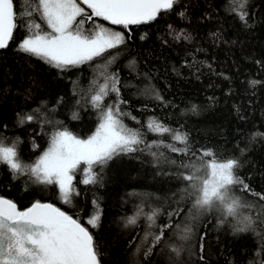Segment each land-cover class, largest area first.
<instances>
[{
	"label": "trees",
	"instance_id": "16d2710c",
	"mask_svg": "<svg viewBox=\"0 0 264 264\" xmlns=\"http://www.w3.org/2000/svg\"><path fill=\"white\" fill-rule=\"evenodd\" d=\"M228 2L178 0L172 11L162 12L155 21L127 30L98 17L86 20V29L101 24L124 32L125 44L63 71L19 50L28 32L18 20L20 27L9 46L0 49V140L9 147L15 144L22 162L32 164L58 130L88 138L101 114L91 102L97 90L94 82L103 83L105 75H114L119 93L109 92L102 108L118 105L127 114L121 115L122 122L139 130L146 143L183 147L171 134L149 131L148 122L155 120L188 135L197 152L192 162L198 161L203 149L212 150L220 160L237 159V175L253 192L264 194V0H248L246 25L226 6ZM16 8L23 11L24 0H16ZM25 19L50 31L39 14ZM26 115L35 119L21 122ZM153 151L163 152L177 164L189 162V156L167 148ZM84 168L81 165L73 180L79 195L64 204L58 186L32 183L27 176L14 178L8 166L0 164V196L13 200L21 210L36 200L50 202L78 218L93 235L102 264H172L170 245L183 247L184 264L255 261L264 225L257 223L261 235L237 232L236 218L217 210L197 212L192 198L184 194L181 199L187 182L177 173L184 169L164 158L157 162L148 151L118 155L102 168L95 166L97 182L87 185L81 182ZM234 194L255 206L239 209L242 214L261 215L264 201L240 186ZM97 208L100 218L93 228L86 222ZM153 210L159 215L150 227L146 214ZM178 210L179 215L169 217ZM133 216L136 223L128 224ZM166 224L172 227L164 230L159 244H153L150 233L159 234ZM177 225L192 229L189 239L179 238ZM200 255L205 259L200 260Z\"/></svg>",
	"mask_w": 264,
	"mask_h": 264
},
{
	"label": "snow or ice",
	"instance_id": "6c2138e0",
	"mask_svg": "<svg viewBox=\"0 0 264 264\" xmlns=\"http://www.w3.org/2000/svg\"><path fill=\"white\" fill-rule=\"evenodd\" d=\"M177 2L178 0H24L25 8L18 13L16 0H0V49L9 46L15 31L23 23L28 34L19 43V50L63 71L90 62L110 49L125 44L124 32L101 24H96L86 34V19L98 17L127 30L133 25L155 21L162 12L172 11ZM82 5H86L91 10L90 13ZM226 6L230 7L241 22L247 24L248 0H229ZM34 13L39 14L50 31L43 30L35 20L25 19L31 18ZM108 62L111 63V60ZM94 83L97 90L91 96V102L94 107L101 109V114L96 130L88 138L82 139L67 129L58 130L52 134L48 149L32 164L22 162L15 144L9 147L0 140V164L7 165L14 178L27 176L32 183L56 185L62 202L71 204L73 195H79L75 192L73 180L82 164L86 167L83 169L84 179L81 182L87 185L97 182V173L93 171L95 166L102 168L121 154L148 151L157 162L164 158L166 162L184 169L177 173L179 179L187 182L181 199L184 194L192 198V206L197 212L217 210L225 217L237 219L235 231L250 230L261 235L257 232V223L264 225V206L261 207V215L256 217L242 214L239 209L255 206L243 203L234 194V188L240 186L262 201L264 194L253 192L237 175V159L220 160L212 150L203 149L198 161L192 162L197 157V152L189 145L188 135L155 120L148 122L149 131L159 135L171 134L172 139L183 147L165 144L163 141L146 143L139 130L129 128L122 122L121 115L127 114L121 113L118 105L102 108L103 100L109 92L119 93L118 78L105 75L103 83ZM251 83L255 85L258 82ZM157 99L162 98L157 96ZM34 119L33 115H26L21 122ZM162 147L170 152L189 156V162L177 164L176 160H168L163 152L153 151ZM158 215L159 210L146 214L150 227L155 225ZM172 215H179V210L169 213L170 218ZM99 218L97 208L86 223L95 228ZM136 219V216L129 217L127 223L135 224ZM170 227L172 225L166 224L161 227L159 234L150 233L153 244H159L164 239V230ZM176 227L181 232V240L190 238L192 229L188 225L183 229L179 225ZM147 235L149 234H146L145 239ZM203 239L201 236V240ZM169 247L174 254L172 264H184L181 259L183 247ZM150 252L151 249L148 250ZM200 252H204L203 244ZM255 257V261H250L249 264H264V235H261V245ZM199 259L204 260L205 257L200 255ZM0 264H102V260L93 235L78 218L52 203L39 200L21 210L13 200L0 196Z\"/></svg>",
	"mask_w": 264,
	"mask_h": 264
},
{
	"label": "rangeland",
	"instance_id": "374dc122",
	"mask_svg": "<svg viewBox=\"0 0 264 264\" xmlns=\"http://www.w3.org/2000/svg\"><path fill=\"white\" fill-rule=\"evenodd\" d=\"M86 20H87V19H86ZM105 27H107V26H105ZM93 28H94V27H93ZM93 28H92V29H93ZM107 28H109V27H107ZM84 29H85V31H86V34H87V31H88V30H89V31L92 30L91 28H90V29H86V28H84ZM113 30H114V29H113ZM82 165H83V164H82ZM83 166L86 167L85 165H83ZM98 170H99V169H98Z\"/></svg>",
	"mask_w": 264,
	"mask_h": 264
},
{
	"label": "water",
	"instance_id": "95a60500",
	"mask_svg": "<svg viewBox=\"0 0 264 264\" xmlns=\"http://www.w3.org/2000/svg\"><path fill=\"white\" fill-rule=\"evenodd\" d=\"M45 203H50V202H45ZM64 211V210H63Z\"/></svg>",
	"mask_w": 264,
	"mask_h": 264
}]
</instances>
